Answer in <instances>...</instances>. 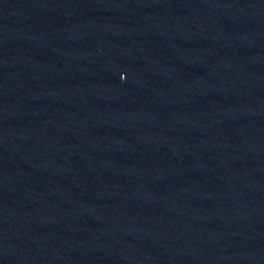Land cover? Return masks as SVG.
I'll list each match as a JSON object with an SVG mask.
<instances>
[{
    "label": "water",
    "instance_id": "1",
    "mask_svg": "<svg viewBox=\"0 0 264 264\" xmlns=\"http://www.w3.org/2000/svg\"><path fill=\"white\" fill-rule=\"evenodd\" d=\"M257 58L264 93V0H250Z\"/></svg>",
    "mask_w": 264,
    "mask_h": 264
}]
</instances>
